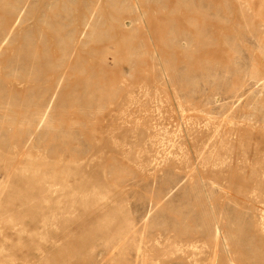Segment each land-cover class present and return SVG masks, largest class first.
Returning a JSON list of instances; mask_svg holds the SVG:
<instances>
[{
  "label": "rangeland",
  "instance_id": "1",
  "mask_svg": "<svg viewBox=\"0 0 264 264\" xmlns=\"http://www.w3.org/2000/svg\"><path fill=\"white\" fill-rule=\"evenodd\" d=\"M0 264H264V0H0Z\"/></svg>",
  "mask_w": 264,
  "mask_h": 264
},
{
  "label": "bare ground",
  "instance_id": "2",
  "mask_svg": "<svg viewBox=\"0 0 264 264\" xmlns=\"http://www.w3.org/2000/svg\"><path fill=\"white\" fill-rule=\"evenodd\" d=\"M16 22V21H15ZM15 22L13 23V25L15 24ZM83 23V22H82ZM101 42V41H100ZM49 191H51V190H49Z\"/></svg>",
  "mask_w": 264,
  "mask_h": 264
}]
</instances>
